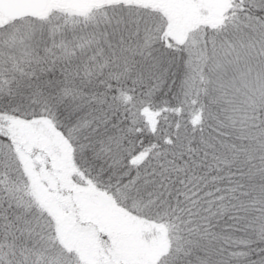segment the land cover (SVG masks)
I'll use <instances>...</instances> for the list:
<instances>
[{
	"label": "snow or ice",
	"instance_id": "snow-or-ice-1",
	"mask_svg": "<svg viewBox=\"0 0 264 264\" xmlns=\"http://www.w3.org/2000/svg\"><path fill=\"white\" fill-rule=\"evenodd\" d=\"M0 264H264V0H0Z\"/></svg>",
	"mask_w": 264,
	"mask_h": 264
}]
</instances>
